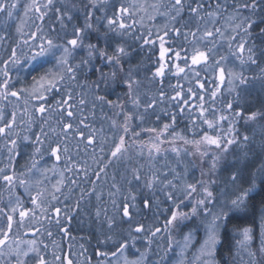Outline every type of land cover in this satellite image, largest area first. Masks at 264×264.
<instances>
[{
  "label": "trees",
  "instance_id": "1",
  "mask_svg": "<svg viewBox=\"0 0 264 264\" xmlns=\"http://www.w3.org/2000/svg\"><path fill=\"white\" fill-rule=\"evenodd\" d=\"M120 1L121 4L125 3L118 0L113 4L115 9ZM215 3L225 5L229 14H239L241 10L246 18L256 21L251 34L242 32L240 35L248 44L245 48L253 49L255 62L248 60L249 70L241 74L243 82H237L235 89L228 92L225 97L226 103L232 99L231 107L235 115L233 119H236L231 128L228 127L226 120L222 122L226 128L222 133L232 132L230 136L225 137L226 140L228 137L236 140V143L229 145L230 147L226 146L227 142L224 141L219 147L204 142L205 133L209 132L199 126L204 121L194 120L188 112L189 109L183 104L184 99L190 95L189 90H196V94L201 96L206 90L211 92L214 87L211 77L207 73H196L191 67L184 74L177 73V76H171V73L175 72L174 64L170 63V60L174 59L177 51L185 55L189 48L194 46L193 42L185 39V35L189 37L200 24L209 20L210 17L207 20L204 15ZM78 4L82 6V0L80 2L78 0ZM245 4L250 5L251 0H182L179 7L182 14L175 24L179 30V38L173 35L170 43L162 47L163 58L158 47L154 50L149 43H145L144 35L134 23L124 29L118 27L116 30H107L103 23L108 12L106 14L104 12L103 15L98 11L89 16L88 3L84 4L87 10L74 14L75 29H83L82 44L95 46L91 59L88 55L89 49L83 47L81 50L79 46L77 50L79 54L74 60L80 64L76 88L72 90L74 101L86 92L89 95V103L79 105L78 101L75 102L76 108L72 118L73 122L77 123L76 128L70 131L67 141H60L58 145L64 155L60 160L62 159L65 166L69 165L75 172L77 170L74 167H79L83 163L90 164L89 170L93 175L91 178L87 175L83 179L82 176L77 177L79 174L77 176L75 174V186L79 185L81 189L79 188L80 192H75V197L71 200L73 205H65L59 224L51 222L47 224L48 226L42 225L44 233L50 235L52 233V236H48V242L53 236L60 241L58 244L60 253H57L60 264H68V260H71L72 264H77V259L82 260L83 264H101V261L111 258V254L117 251L119 244L124 240H128L130 244L137 241L141 247V243L144 244L142 246H146L147 237L150 239L147 252L156 260H161L160 256L164 254L161 243L166 238L165 233L172 231L173 234L180 235L185 231H194L197 237L200 233V222L195 223L194 220L186 224L175 223L174 227L168 224L175 209L171 201L174 200V194L179 188L191 184L200 191L206 188L208 182L207 189L209 186L212 194L227 192L234 194L235 199L240 189L251 187L253 174H256V188L245 199L244 206L227 214L215 256L217 264H240L236 258V247L233 245V232L245 227L252 230L253 248L259 253V233L264 214V183L261 182L258 173L261 163L264 162V35L260 32V29L264 28V23H261V19H264V0H258L257 8L251 13L244 10ZM111 6L112 4H107L108 10ZM191 8H197V12L193 13ZM53 18H55L53 12L47 15V19L43 15L40 19L41 26L43 20L51 23ZM85 23H89L91 27L85 29ZM72 31L73 26L69 27L65 34H71V37L76 38L75 32L72 34ZM117 46H122L127 53L120 58V65L110 64L105 56L99 54L105 52L108 56L115 55ZM224 53L227 54V50ZM81 61L88 63L81 64ZM161 64H165L168 71L156 75L152 70H157V66ZM231 67L236 69V66ZM97 69L105 73L103 78ZM129 70L132 80L135 81L131 89L124 82L129 78ZM113 72L116 73L115 78L111 75ZM180 92L183 95L180 102L174 103L177 93ZM98 97L103 99H97ZM221 110L215 113L218 118L224 115ZM79 111L81 116L77 113ZM87 111L89 113H86ZM237 112L240 113L239 116L236 115ZM252 113H256L254 120L248 118ZM85 114L89 124L84 122ZM126 117H130L127 122ZM168 123L174 124L175 128L165 130L164 126ZM125 124L128 128L127 133L123 131ZM86 128L95 131L94 137L97 139L93 138L92 144L86 140L88 136ZM77 129L84 134L83 137L78 135ZM153 129L155 131H152ZM108 131L113 132L114 139L106 143L105 133ZM211 133V136H221L217 128ZM121 135L125 137L126 150L113 158L111 150L114 141H118ZM245 136L249 138L247 143L243 140ZM152 138L154 143L151 141ZM195 140L203 141L197 142L201 149L199 155L194 152L191 145ZM152 145H156V148ZM173 145L183 148L184 151H180L182 154L178 162L176 160L173 162V157L169 155ZM64 148H67V152L63 151ZM50 156L46 154L42 162H57ZM218 156H221L219 160ZM28 159L22 163V172H40V169L36 170L31 166ZM162 163L165 169L160 166ZM24 166L26 168L23 171ZM234 174L239 176L236 183L232 182ZM137 175L139 180L135 178ZM204 177L208 179L206 183ZM41 179L46 180L45 177ZM168 179H175L176 182L167 184ZM149 182L152 184L151 187L148 186ZM3 186L4 184L0 185V214L1 218L6 219L8 215H12L10 213L12 208L8 190L2 192ZM29 187L30 191L27 192H31L35 187L46 190L39 182ZM232 189L235 193L230 191ZM169 194L171 198L168 197ZM56 198L59 199L58 195ZM145 200L149 202L148 207L144 205ZM125 203L129 205L130 218L122 214ZM190 208L192 207L187 204L184 213L188 214ZM12 216L14 218V215ZM140 225L143 226V231L135 232V228ZM157 228L160 229L158 233L161 240L157 238V233L152 235ZM128 251L131 254L132 250ZM42 254L46 255V251ZM257 264H264V257H258Z\"/></svg>",
  "mask_w": 264,
  "mask_h": 264
},
{
  "label": "rangeland",
  "instance_id": "2",
  "mask_svg": "<svg viewBox=\"0 0 264 264\" xmlns=\"http://www.w3.org/2000/svg\"><path fill=\"white\" fill-rule=\"evenodd\" d=\"M118 0H96L95 4H93V0H82V6L78 4V0H52L51 5L48 8H44L43 5L48 3V0H37V2L41 6V12L43 15L49 16L52 12L55 14V18L51 21H44L42 28L38 31L39 37H44L46 39H52L54 44L56 45H63L68 46L67 41L71 39H75L71 37V34H65L69 31V27L73 26L72 34L75 32V21H73V16L76 12L81 11L82 13L87 10L84 4L88 3V8H90V13H95L98 11H101V14L104 15L108 12L106 15V20L103 23V26L107 30H116L118 28V24L113 25L112 27H109L108 25V19L112 18L119 21H123L126 27L134 23V26L141 30V34L144 35V39L148 41L149 46H152L155 50V48L158 47V49L162 52V47L167 46L170 43V38L173 35H176L177 38H179V30L176 28V22L177 18L181 16L182 11L179 9V12H177V8L175 7V0H123L125 3L121 4V1L117 4L118 7L113 5ZM7 2L10 4L12 3V0H7ZM17 2V8L13 10V15L11 17L7 16L6 12L0 13V37L3 40V46H0V70L1 72L3 70V61H5L8 57L11 58L12 51L5 50V48L8 47L7 43L10 40L8 37L15 38L17 36L24 37L26 40L30 39L31 34L35 31V28L37 27V23H40V14L36 13L33 10L28 11L25 13V7L29 4H31V0H16ZM80 2V0H79ZM107 4H112L111 9L108 10ZM121 6L128 9L127 13H124L123 15L120 14L119 9ZM171 10V11H169ZM209 12H206V19L209 20L205 21L203 24H205L204 27L200 24V26L197 28V30H193L191 32L192 34L188 37L185 35V39L193 42L194 46L189 48L187 54L183 55L182 52L179 56V58L175 57L173 60H170V63H173V69L175 73H171L172 77L177 76V73L184 74L189 70L191 67L192 70H195L196 73L202 72L207 73L208 76L211 77L212 86L213 89L211 92L207 91L203 93V95H197L196 90L195 91H189L190 95L187 96L186 99H184V106L186 109H189V114H191L192 118L194 120L201 119L204 121V123L200 124L199 126L202 128H206L208 133H205V136L210 137L212 135V131L214 128H217L219 130L221 136H211V138H215L220 141V145H222V142H227L229 139H233L228 137V140H226V136H230L232 132H223L226 128L222 125V122L225 120L228 123V127L231 128L232 124L234 123L233 118L235 115L232 112V107H229L231 105V100L226 103L225 97L228 92H232V90L235 89L237 82L242 81L241 74L247 72L249 70V66L247 65L248 62V51L245 48V51L243 54L239 52L238 46L246 41L242 39L240 35H242L243 26H246L243 24L245 16L241 10L239 14L228 13V9L225 5L220 6V4H212L211 9H209ZM247 13L252 12V8L248 7L245 8ZM232 11V10H231ZM171 13V14H170ZM171 15V16H170ZM209 15V16H208ZM171 17V18H170ZM75 22V23H74ZM102 22V19H101ZM85 29L88 27L87 25H90L89 23H85ZM237 25H242V27H237ZM52 26V28H50ZM125 27V28H126ZM254 26L250 29V33H252ZM217 29H219V32H217ZM211 31L213 35L211 37H205V32ZM51 32V33H50ZM54 34H53V33ZM83 32V31H82ZM81 32L78 45L71 49V55L69 57V63L71 65H80L78 62L74 61L77 55L79 54L78 47H81V50L83 47H86L89 49V45L85 46L82 44V37L83 35ZM70 36V37H69ZM39 37L35 40V42H31L29 45H32L33 47L30 48L29 45H22V48L20 50H17L16 57L19 59L20 63L16 64V66H11L10 71L13 70V72L16 74L14 81L18 82V86L16 89L18 91H21L22 89H27L28 91H21L26 94L27 97H32L31 95V89L33 87V78L32 77H39L43 75L46 71L52 70L53 72L58 71L59 69L56 67V60L53 57H46V58H38L36 61L32 62L27 67L25 66V61L28 59L29 56H31L33 48L35 45H38L41 41ZM187 40V42H188ZM1 42V41H0ZM196 44L198 46L196 47ZM248 44H246L245 47H247ZM70 47V46H68ZM194 49H199L201 51H204L208 55V59L206 62H201L198 65H192L191 64V55L193 54ZM227 50V54L224 52ZM168 50V49H167ZM84 51V50H83ZM82 51V52H83ZM160 52V54H161ZM179 52V51H177ZM180 53V52H179ZM211 53V54H210ZM60 52L56 53V57H59ZM172 59V58H171ZM172 61V62H171ZM236 66V69L232 68L230 65ZM14 65V63L12 64ZM165 64L158 65L157 69L163 68V73L165 74L166 71H168V67ZM183 68V72L178 71V67ZM224 69V76L223 80H221V73L220 69ZM153 73H156L157 70H152ZM78 73V70L76 71V75ZM0 73V78H1ZM179 75V74H178ZM76 78V77H75ZM4 78H2L3 82ZM0 80V83H2ZM184 83V82H183ZM182 83V84H183ZM181 84V83H180ZM181 84V85H182ZM175 86V85H174ZM177 86V85H176ZM182 87V86H180ZM76 88V82H72L71 79H69L67 76L65 79L58 83L57 88L52 90L51 92H47L44 95L46 96V100L44 103H47L52 94L57 91H68L71 92L74 91ZM225 91V93L223 92ZM79 93V92H78ZM2 96V95H1ZM0 96V97H1ZM88 93L84 92L81 94V96L76 100L73 101L77 103L79 102V105H81V101L83 103H89V97ZM182 92L179 93V96L176 95V98L174 99V103H179L182 98ZM3 97V96H2ZM1 97V100H2ZM183 106V107H184ZM232 106V105H231ZM4 107V104L0 103V111ZM221 110V112L224 113V115L220 118H218L215 113H217L218 110ZM74 113V112H73ZM80 115V111L77 112ZM86 113H89L88 111ZM215 115V116H214ZM81 116V115H80ZM116 116V114H115ZM200 116V117H199ZM214 116V117H212ZM64 118V115H63ZM84 122L85 124L88 123V120L86 118V114L84 116ZM81 120V119H80ZM207 122H211L212 127L208 126ZM80 123V121H79ZM89 124V123H88ZM87 124V125H88ZM86 125V126H87ZM175 128V125L172 123H168V129ZM122 130V129H121ZM44 131V130H43ZM86 134L88 136L91 134L94 139H97V137H94L95 131H93L90 128H86ZM119 132V130H118ZM57 134V131H55ZM137 134V133H136ZM210 135V136H209ZM57 136V135H56ZM58 138L62 139V137H65L64 133L63 136L58 134ZM86 137V140L88 138ZM30 140L33 141V137L27 136ZM114 139V135L112 131H108L105 133V140L112 142ZM159 138V137H157ZM205 138V137H204ZM208 144L209 143L207 140ZM67 139V138H66ZM202 140V139H201ZM95 141V140H94ZM152 143H154V139H151ZM197 142H203L200 140H195L191 145L194 147L193 150L198 155L200 154L201 149L197 145ZM229 146V144L226 143V146ZM232 145V144H231ZM170 150V157H173V162L176 160L179 161V156L182 154L183 148L177 147L173 145ZM230 147V146H229ZM229 147H227L229 149ZM227 149V150H228ZM225 150V152L227 151ZM181 151V152H180ZM180 153V154H179ZM187 153V151H186ZM185 154V153H184ZM50 155V154H49ZM221 156H218L217 159L219 160ZM177 158V159H175ZM216 160V158H215ZM175 161V162H176ZM64 164V163H63ZM45 165L47 168L46 171H58L57 162L49 163L46 162ZM164 165L165 162H164ZM163 167V163L160 165ZM65 168H70L69 165L66 164ZM165 169V167H163ZM166 171V170H165ZM68 172V170H67ZM61 174V171L59 172ZM58 174L60 177L62 175ZM40 174L38 173L37 176ZM58 176V177H59ZM186 176V175H185ZM41 182V179H39ZM39 180L28 182L26 186H28V189L30 190L29 186H33V184H38ZM62 182V179L60 178L54 180V183ZM207 177H204L205 183L207 182ZM52 181V180H50ZM171 181V184L176 182L175 179H168V182ZM57 182V183H59ZM42 184L44 186V193L39 196L37 203L40 205V207H35L31 202L32 196H37L36 194L28 195V200H25V208L31 210L29 214L23 219V221L20 220L19 216V205L17 206V211L13 213L10 212L12 215H14L15 223L19 226H16L17 228L13 231L12 236L8 234V241L5 245L0 246V264H18V261H24L25 264H37L38 256H42L47 264H60V259L57 260V253H60L58 251V244L59 240L56 238L50 239V242H48L49 237L52 236V233H44V227L42 225L48 226L49 223L59 224L60 219L62 217V209L63 206L61 204L56 206V199H52L53 196L56 197V192L54 190H49L51 187V184H49V181L46 180L42 181ZM186 185V184H185ZM208 182L206 183L207 188ZM79 186V185H78ZM205 186V184H204ZM204 188H202L200 191L195 189V192H192L191 195H189V190L186 187L179 188V190L174 194V200H172V205H174L173 211H179V212H185V207L188 206L192 207L190 208L189 215L186 219H178L177 221L173 222L172 225L174 227L175 223L179 224L178 222H181L180 224L187 222H191L194 220V222H200L199 224V235H195L196 233L194 231H185L181 233L180 235L173 234L174 232L169 231L167 234L165 233V240L161 243L162 249L164 251V254L160 256L161 260H156L155 257H152L153 255L148 253L147 244L150 242V239L147 237L146 240V246L143 243L140 245L137 243V241H133L132 244L128 243V246L123 251L122 254L117 253L115 257L111 255L110 259L101 261V264H126V261H140V264H217L216 261V249L220 243V236L223 224L220 225V227L217 229L218 237H217V243L212 249H207L204 246V241L208 238V229L211 227V221L213 219V215H209L208 213L216 214L223 210L225 213H230L232 210L236 208H241L244 206L245 201L239 205V206H232L231 201L234 200L233 197L234 194L230 193H220V194H212V197L210 199H206L204 195ZM209 191V186L208 189ZM231 192H234V190H230ZM63 192V191H62ZM235 193V192H234ZM173 195V194H172ZM9 200H10V208H14L15 204L18 203V196L13 194H8ZM170 196V194H169ZM168 196V197H169ZM237 196V195H236ZM74 194L71 198L73 200ZM205 199L206 203L205 205H200L199 209L196 211V214L192 215V209L197 206V201ZM64 201H67L65 198H63ZM181 201V202H180ZM27 203V205H26ZM64 204V203H63ZM205 207L208 209V213L205 212ZM59 208L60 213L57 214L55 209ZM172 211V212H173ZM4 216V215H2ZM7 220V218H1L0 214V230L6 231L7 227L4 226V222ZM50 221V222H49ZM23 222V223H22ZM37 227H42V231L40 233H35V229ZM51 229H53V226H51ZM250 229L248 227L235 230L233 232V241H234V247L236 252V258L240 264H257L258 257L263 258L264 252L261 251V239H262V232H264V214L262 215L261 220V232L259 233L260 241L258 248H260L259 253L255 251L253 248V242H254V236L252 234V230H250V240L245 241L244 240V230ZM53 231V230H52ZM12 232V231H11ZM172 232V233H171ZM162 233V232H161ZM14 234V235H13ZM157 238L161 240L160 234L157 233ZM189 236V240H185V237ZM0 238H3L0 236ZM156 239V241L158 240ZM138 240V239H137ZM29 241H34L35 244H29ZM35 247L37 251H29L30 248ZM128 249L132 250L129 253ZM44 251H46V255L42 254ZM148 251V252H147ZM17 252L20 253V255H17ZM28 252V256H24L23 253ZM151 257V258H150ZM77 264H83L82 260L77 259Z\"/></svg>",
  "mask_w": 264,
  "mask_h": 264
},
{
  "label": "snow or ice",
  "instance_id": "3",
  "mask_svg": "<svg viewBox=\"0 0 264 264\" xmlns=\"http://www.w3.org/2000/svg\"><path fill=\"white\" fill-rule=\"evenodd\" d=\"M96 0H93V4H95ZM52 3V0H48V3L43 5L44 8H48ZM182 4V0H175V7L177 8V12H179V7ZM258 6V0H251V4H245L244 7L248 8L251 7L253 10L256 9ZM17 8V2L16 0H12V3H8L7 0H0V13L6 12L8 17H11L13 15V10H15ZM33 10L36 13L40 14L41 19L43 18V13L41 12V6L40 4L37 2V0H31V4L27 5L25 7V13H27L28 11ZM191 11L193 13L197 12V8H191ZM119 12L121 15H123L124 13L128 12V9L121 6V8L119 9ZM89 16H91V13L88 14ZM261 23H264V19H261ZM118 24V27L120 29H124L126 26L123 23V21H117L115 19L109 18L108 19V25L109 27H112L113 25ZM243 26V31L245 32V34H249L250 33V29L256 24V21L251 20L249 18H245ZM88 27H91V25H87ZM237 27H242V25H237ZM83 31V29L77 28L75 29V39H71L67 41V45L70 46H63V45H56L54 44L52 39H46L44 37H39L40 39V43L38 45H35V47L33 48L32 54L31 56L28 57V59L25 61V66L27 67L28 65H30L32 62L36 61L38 58H46V57H53L56 60V67L59 69L56 72H53L52 70H48L46 71L43 75L37 77H33V87L31 89V95L32 98L40 101V105L38 108L35 109V111L44 114L46 112V107L44 104V101L46 100V96L44 95L47 92H51L52 90L57 88L58 83L62 82L65 77L67 76L69 79H75L76 77V71L79 69L80 65H71L69 63V57L71 55V49H74L79 42V38H80V34ZM217 32H219V29H217ZM260 32L262 35H264V28L260 29ZM213 35V33L211 31L205 32V37H211ZM33 42H35V40L37 39L36 33H32L31 37H30ZM24 43L27 45L28 41L25 40ZM145 43H148V41H145ZM30 48H32V45H29ZM239 52L241 54H243V52L245 51V42H242L239 46ZM95 50V46L93 45H89V59L92 58L93 55V51ZM249 55H248V59L252 62H255L253 59V49L252 48H248L247 49ZM60 52L59 57H56V53ZM101 56H105L107 61L110 64L113 65H120V58L122 56L127 55V53L125 52V49L122 46H117L116 48V54L112 55V56H108L105 52H100L99 53ZM177 58H179L180 53L177 52L176 53ZM161 58H163V51L161 52ZM11 61L14 64H18L20 63L19 59L16 57V51L15 49L12 50V56H11ZM208 59V55L204 52L201 51L199 49H194L193 50V54L191 55V64L192 65H198L201 62H206ZM8 61H5V64H7ZM88 61H81V64H87ZM178 67V66H177ZM122 68V66H121ZM97 71L101 72V77L103 78L105 76V73H103L100 69H97ZM178 71L179 72H183L184 69L183 68H179L178 67ZM131 70H129V78L124 81L128 87L131 89L132 84L135 83L134 80H132L131 78ZM163 73V68H159L156 71V75H161ZM220 73H221V80H223V76H224V69L221 68L220 69ZM3 75L5 76V79L3 80L2 83H0V90H7L10 85H9V79H8V73L7 70L4 71ZM112 77L115 78L116 73L113 72ZM243 82V80H242ZM21 91H28L27 89H22ZM190 91V90H189ZM11 96L13 97H17L19 96V92L17 91H12L10 93ZM162 95V94H161ZM177 95L179 96V93H177ZM7 98V94H5V99ZM71 98L70 94H69V99ZM97 99H103V97H98ZM81 103H83V101H81ZM135 103V101H134ZM58 105H60L61 107L63 106H67V108H65V110L67 111V115L69 118H71L73 116V112L71 111V106L69 105V100H63V101H58L57 102ZM229 107H231V105H229ZM237 116L240 115L239 112L236 113ZM249 119L254 120L256 118V113H252L249 117ZM126 122L128 119H130V117H126ZM4 117L2 115V113H0V123L3 124V126H0V135H5V134H10L11 129L13 127V125L15 124V113L12 114V119L9 120L7 123H3ZM81 123H83V121H81ZM209 127H212L211 122H207ZM168 128V125L164 126V129L166 130ZM73 130V125L72 124H64L62 131L64 133H68L70 131ZM78 135L83 137V133L79 132V130H76ZM123 131L125 133H127L128 128L125 124V126L123 127ZM152 131H155L154 129ZM24 139H29L27 136L24 137ZM205 140H207L209 143L211 144H215L217 145V147L220 146V141L215 139V138H211L208 136H205L204 138ZM248 137L245 136L243 137V140L245 143L248 142ZM88 143L92 144L93 143V137L92 135H89L88 138ZM36 141L38 143H43V141H41L40 136L38 135L36 137ZM13 147H15L16 141L12 140L11 141ZM236 143V140L234 139H229L227 141V144L231 145ZM153 148H156V145H152ZM60 146L57 145L56 147L51 149V153L53 156L56 157L57 160L60 159V156L58 155L59 151H60ZM125 137L123 135H121L119 137L118 141H114V147L111 150V156L113 158L118 157L120 154H122L125 151ZM158 150V149H157ZM11 151V150H10ZM40 149L37 148L36 152H39ZM63 151L67 152V148H64ZM33 167H35V162L33 163ZM101 171H103V169H101ZM3 170L0 169V173H2ZM258 173L259 176L261 178V182L264 183V162L261 163L259 169H258ZM137 180H139V175H137L135 177ZM2 179L4 180L5 183H7L8 185H12L14 182V177L12 175H3ZM239 179V176L234 174L232 177V182L236 183L237 180ZM255 180H256V174H253L252 177V183H251V187L249 188H242L239 191V194L236 196V198L234 200L231 201L232 206H239L241 205L245 199L250 195V193L253 192V190L256 188V184H255ZM21 184H24V181H20ZM169 184H171V181L168 182ZM149 187L152 186L151 182H149L148 184ZM187 188L189 190V195H191L192 192H195V186L194 185H187ZM204 195L206 197V199H210L212 197V193L210 191L207 190V188H205L204 190ZM42 195V193H38L37 196H32L31 197V202L35 207H40V205L37 203V200L39 198V196ZM169 198H171V196H169ZM52 199H56L55 196L52 197ZM206 201L205 199H201L199 201H197V206L194 207L192 209V215L196 214L197 211V207H199L200 205H205ZM144 205L145 207L149 206V202L148 200L144 201ZM11 211L13 213H15L17 211L16 208H12ZM31 210L29 209H21L19 211V216H20V220L23 221V219L29 214ZM56 213L59 214L60 213V209L57 208L55 209ZM205 212L208 213V209L205 207ZM123 216L124 217H128L130 218L131 213L129 211V205L127 203H125L123 205ZM209 215H213V219L211 221V227L208 229V238L204 241V246L207 249H212L215 244L217 243V237H218V233H217V229L220 227V225L222 223H224L227 219V213H225L223 210H221L220 212L216 213V214H212V213H208ZM189 214L187 213H183V212H179V211H173L171 213V218L168 220V224H172L174 221H177L178 219H186L187 216ZM12 223H13V216L12 215H8L7 216V228L8 231H3L0 230V236H2L3 238H0V246H3L7 243L8 241V233L11 231L12 229ZM143 231V226H137L135 228V232L140 233ZM160 231V229H156L155 232L152 233V235H155L156 233H158ZM250 229H245L244 230V240L248 241L250 240ZM190 237L186 236L185 240H189ZM29 244L34 245L35 242L34 241H29ZM128 240H124L122 243L119 244V247L117 248L116 252H113L111 255L113 257H115L117 255V253L122 254L123 251L126 249V247L128 246ZM29 251H37V249L35 247H32L29 249ZM261 251L264 252V232H262V239H261ZM17 255H20L19 252H17ZM24 256H28V252H24L23 253ZM57 260L60 259V257H56ZM18 264H25L24 261H18ZM37 264H47V262L45 261V259L42 256H38V260H37ZM68 264H72L71 260H68ZM126 264H140V261H126Z\"/></svg>",
  "mask_w": 264,
  "mask_h": 264
},
{
  "label": "flooded vegetation",
  "instance_id": "4",
  "mask_svg": "<svg viewBox=\"0 0 264 264\" xmlns=\"http://www.w3.org/2000/svg\"><path fill=\"white\" fill-rule=\"evenodd\" d=\"M41 21L35 28V31L33 33H36L37 38L39 37L38 31L42 28L41 26ZM10 40L7 43L8 47L5 48V50L12 51L15 49L16 53L17 50H20L22 48V45H26L24 41L26 40L24 37L17 36L15 38H10ZM0 46H3V40L0 37ZM29 45L33 40L27 39ZM17 55V54H16ZM5 61H8L7 64H5ZM5 61H3V70H7L8 73V79H9V85L10 87L7 90H0V103L4 104L5 108H2L0 113H2L4 120L3 123H7L9 120L12 119V114L15 113V124L13 125L10 134H5L2 135L3 137L0 138V169L3 170L2 173H0V185L4 184L3 188V193L8 190V194H13L18 196V203L15 204L14 208H17L19 205V211L21 209H26L25 208V200H28L27 194L29 193L30 196L31 194H38V193H44V190L42 188L35 187L31 192L28 189V186H26L27 181H36L39 180L43 177L46 178V181H49V184H51V188L49 190H54L56 192V196L58 195V198H56V206L61 204V206L66 207L73 205L71 198L75 192H80L79 186H75V174H79L77 177L85 179V177L88 175V178H91L93 174L92 171L89 170V165L90 164H81L79 167H74V170L72 171V168H65V164H63L62 159L57 160L55 156L52 155L51 149L56 147L58 145V142L60 141H67V137L70 134L64 133L62 131L63 125L64 124H72L73 125V130L76 128V124L74 123V118H69L67 115V111L65 108L67 106L61 107L60 105L57 104L58 101H63V100H69V105L71 106V111L74 112L76 106L74 105V93L73 91L68 92V91H55L50 99L48 100L47 103L45 104L46 107V112L44 114H41L37 111H35L36 108L39 107L40 101H37L33 99L32 97H27L25 93L18 91L16 87L18 86V82L14 81L15 73L13 70L10 71L11 66H16V64L12 65L11 59L8 57ZM4 71L0 73L1 75V82L2 78L5 79V76L3 75ZM33 78V77H32ZM76 79H78V76L76 75L75 79H71L72 82H76ZM12 91H17L19 92V96L13 97L10 95ZM5 94H7V98L5 99ZM69 94L71 98L69 99ZM64 115V118H63ZM69 118V119H68ZM0 126H3L2 123H0ZM44 130V131H43ZM57 131V134L55 133ZM63 133L65 137H62V139H59L58 134L63 136ZM40 136L41 141L43 143H38L36 141V137ZM57 135V136H56ZM1 136V135H0ZM29 136L33 138V141L30 142V140L24 139V137ZM15 140L16 144L15 147H13L11 141ZM49 146V148H48ZM39 148L40 151L36 152V149ZM11 150V151H10ZM49 150V151H48ZM62 151V150H61ZM59 151L58 155L60 158H62L64 155ZM48 154V156L53 157L54 160L57 161V166H58V171H46L45 169L47 166L45 165L46 162H42L43 159L45 158V155ZM50 154V155H49ZM29 158V162L31 163V166H33V163L35 162V168L36 170L40 169V172H28L25 171L24 173L22 172V163L25 162V159ZM31 160V161H30ZM26 167H23V171ZM68 170V172H67ZM61 171V174L59 173ZM40 174L37 176V174ZM58 174L62 175L60 177ZM3 175H12L14 177V182L12 185H8L7 183L4 182L2 179ZM59 176V177H58ZM29 178V179H28ZM60 178L62 179V182H57L54 183V180ZM87 178V179H88ZM24 181V184H21L20 181ZM52 180V181H50ZM29 182V183H30ZM39 183L42 184V179L41 182L39 180ZM43 185V184H42ZM1 188V187H0ZM32 189V188H31ZM63 191V192H62ZM63 198H65L67 201H64ZM64 203V204H63ZM27 205V203H26ZM61 214V213H60ZM23 223V222H22ZM4 226L7 227V220L4 222ZM16 226H19V223L16 224L15 220L13 218V223H12V229L8 233L10 236H12L13 231L17 228ZM21 227L19 226L18 229ZM42 227H37L35 229V233H39L40 229ZM8 231V228L6 229ZM14 235V234H13Z\"/></svg>",
  "mask_w": 264,
  "mask_h": 264
}]
</instances>
